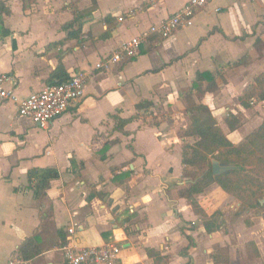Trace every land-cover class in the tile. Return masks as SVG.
<instances>
[{"label": "crops", "instance_id": "obj_1", "mask_svg": "<svg viewBox=\"0 0 264 264\" xmlns=\"http://www.w3.org/2000/svg\"><path fill=\"white\" fill-rule=\"evenodd\" d=\"M1 1L11 14L0 13V72L12 76L8 85L17 100L47 85L60 62L70 74L86 70L90 75L84 97L43 132L20 116L17 100L0 101V264L20 256V245L35 235L40 236L42 253L30 259L33 264H67L61 247L73 223L78 224L75 237L81 246L118 241L123 264H155L147 248L164 256L162 264H214L210 255L216 244L229 247V264L239 263L235 253L242 261L245 257L264 264V218L259 229L257 223L246 221L237 230L238 225L225 221L221 230L209 234L199 225L188 231L195 245L183 255L189 239L182 225L198 218L185 209L187 199L174 190L176 196H170V185L176 183L177 190L183 182L182 148L173 138L172 148L167 146L157 127L141 125L142 116L122 131L116 129V117L135 115L142 99L155 105L159 93L178 89L189 72L183 61L205 52V45L218 36L250 50L233 54V61L217 69H196L189 88L198 71L222 70L225 77L226 68L254 66L262 68L255 77L263 73L264 0H210L197 11L192 26L167 39L146 36L138 57L109 69L95 68L123 41L144 36L189 0ZM227 6L229 11L222 12ZM76 15L83 22L82 34L68 39L63 25ZM108 15L115 17V29L104 39ZM245 56L247 63L232 66ZM148 127L152 132L145 137L158 144L139 149L141 132ZM107 141L113 143L103 160L100 152ZM46 167L56 168L60 175L36 198L28 173ZM127 172L129 176H123ZM214 186L228 196L217 183ZM243 234L251 236L243 242Z\"/></svg>", "mask_w": 264, "mask_h": 264}, {"label": "trees", "instance_id": "obj_2", "mask_svg": "<svg viewBox=\"0 0 264 264\" xmlns=\"http://www.w3.org/2000/svg\"><path fill=\"white\" fill-rule=\"evenodd\" d=\"M95 1V0H93ZM0 13L11 14V10L0 0ZM108 23V31L102 38H109L115 29V17L108 15L105 18ZM83 22L81 17L76 15L72 20L63 25V29L68 32V39H77L82 34ZM248 57H243L240 61L234 62L232 66L247 63ZM231 66L230 64L225 67ZM79 71V70H78ZM71 74L65 69L62 62L53 72L48 84L60 83L68 80ZM224 73L198 71L192 86L187 91V96L192 98L194 95H205L206 93L216 92L221 88L220 81L223 80ZM240 104L245 108L253 106L255 101H264V72L255 77L254 81L247 86L243 94L239 97ZM154 107V102L146 98L142 99L137 105V113L129 118L116 117V129L122 131L124 127L135 119H139L143 114ZM188 110L196 113L192 122L182 128L184 137L195 138L194 143L185 145L182 151V164L184 168L198 167L203 172L193 181L185 180L179 184L177 196L186 198L192 208L202 215L203 227L206 232L211 234L224 227V215L216 211L211 216L202 209L195 195L203 193L206 188L217 183L225 192L238 198L243 209H254L259 214L264 215V120L254 132L249 134L243 142L235 144L225 134L216 116L209 106L203 102H193ZM226 122L231 131H235L240 123L236 114L230 113ZM113 142L107 141L100 152L103 160L109 156L107 154ZM215 158L223 164H232L236 168L215 175L212 170L211 159ZM114 171V170H113ZM130 172L123 174L129 176ZM56 168H33L29 170V187L33 190L34 196L39 198L44 195L51 185L52 180L59 177ZM115 177H119L115 175ZM242 212V211H241ZM197 228L194 222H184L182 231L189 239V245L184 249L183 255L187 256L188 251L195 245L194 239L188 231ZM151 257H155V264H162L164 256L152 248H147ZM42 253L40 236L35 235L27 238L19 247L18 254L24 259H32ZM214 264H229V247L214 245V251L210 255Z\"/></svg>", "mask_w": 264, "mask_h": 264}, {"label": "rangeland", "instance_id": "obj_3", "mask_svg": "<svg viewBox=\"0 0 264 264\" xmlns=\"http://www.w3.org/2000/svg\"><path fill=\"white\" fill-rule=\"evenodd\" d=\"M27 4L30 2L25 0ZM229 11V7L222 9V12ZM264 18V17H263ZM205 52H201L199 56H189L183 61V67L188 74L183 77L184 79L179 83L178 89L171 88L167 91H162L159 93V100L156 104L148 111V113H142V120H140L141 125H150L158 128V136L166 140L167 146L172 148V140H176V144H179L182 148V151L185 145L192 144L195 141V138L184 137L182 128L189 125L196 113L190 112L188 107L193 102H205L208 104L209 108L213 111V114L216 116L221 128L225 134L231 139L235 144L243 142V140L256 128L264 119V104L254 103L250 108H245L240 104L239 97L243 93L244 88L250 83L255 75L262 70V68L253 67H229L225 70V78L221 80L222 87L219 91L213 94L207 95H194L192 98L187 96V91L191 83L192 77L196 69L199 68H209L217 67L220 64H224L227 61H233V54L242 53L250 50L248 45L240 46L236 43H231L226 36L221 35L212 39L208 44L205 45ZM168 96V97H167ZM230 113L236 114L239 118V125L235 131H231L226 119L229 117ZM108 123V122H107ZM37 128L44 131V128L36 125ZM112 125L108 123L107 130L111 132ZM152 127H148L146 130H142L141 137L137 142V147L139 149H147L152 146L157 145L155 139H148L145 137V134L152 132ZM167 134V135H166ZM173 138V139H171ZM170 140V141H169ZM174 158L177 157V153L173 155ZM212 160V159H211ZM203 170L198 167H188L182 170L181 180L193 181L196 179ZM215 183L210 184L203 193L195 195L196 200L199 202L202 209L207 213L208 216H211L216 211H220L224 215L225 221L234 223L236 226L241 225L242 228L246 225V221L257 223V227L263 228L261 219L264 218L262 214H259L258 211L248 208L243 209L241 201L235 196L228 194L225 196L219 192L218 189H215ZM177 184L174 183L170 185V196L175 195L171 190H176ZM176 196V195H175ZM186 199V198H185ZM185 209H188L187 212H195L197 216L196 226L202 225L203 217L197 213L189 201L186 200ZM181 207V205H180ZM243 212L239 214L238 212ZM237 226V227H238ZM237 230H241L240 226ZM244 231V230H243ZM251 234H243V242L247 240ZM247 242V241H246ZM242 252V248L239 249ZM247 249H245L246 252ZM237 258L238 264H253L254 262L250 261L247 258L244 261L241 260L240 254H234ZM242 256V255H241ZM169 258V257H168ZM256 257H252L255 259ZM244 262V263H243Z\"/></svg>", "mask_w": 264, "mask_h": 264}, {"label": "built area", "instance_id": "obj_4", "mask_svg": "<svg viewBox=\"0 0 264 264\" xmlns=\"http://www.w3.org/2000/svg\"><path fill=\"white\" fill-rule=\"evenodd\" d=\"M209 1L189 0L177 12L162 22L152 25L144 36L123 41L119 49L102 58L95 69H109L126 59L138 57L144 38L150 34L167 39L178 29L192 26L197 11ZM89 75V71L79 70L68 80L47 84L41 90L17 100L15 89L8 85L13 80L12 76L0 72V101L17 100L20 116L29 118L35 125L46 128L84 97ZM77 228V223H73L68 228L69 237L61 247L67 264H123L122 246L118 241L111 240L98 245L81 246L75 237ZM4 264H33V262L30 259L15 256Z\"/></svg>", "mask_w": 264, "mask_h": 264}, {"label": "water", "instance_id": "obj_5", "mask_svg": "<svg viewBox=\"0 0 264 264\" xmlns=\"http://www.w3.org/2000/svg\"><path fill=\"white\" fill-rule=\"evenodd\" d=\"M211 162H212V170H213V173L215 175L225 173V172H228V171L236 168L232 164H223L215 158H212Z\"/></svg>", "mask_w": 264, "mask_h": 264}]
</instances>
